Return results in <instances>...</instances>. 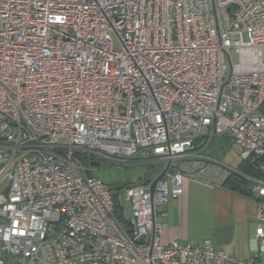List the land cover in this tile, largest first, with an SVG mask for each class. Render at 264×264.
Masks as SVG:
<instances>
[{
    "label": "built area",
    "instance_id": "1",
    "mask_svg": "<svg viewBox=\"0 0 264 264\" xmlns=\"http://www.w3.org/2000/svg\"><path fill=\"white\" fill-rule=\"evenodd\" d=\"M224 136L257 176L204 154ZM101 160L169 166L120 222ZM231 176L253 258L165 239L187 181ZM0 264H264V0H0Z\"/></svg>",
    "mask_w": 264,
    "mask_h": 264
},
{
    "label": "crops",
    "instance_id": "2",
    "mask_svg": "<svg viewBox=\"0 0 264 264\" xmlns=\"http://www.w3.org/2000/svg\"><path fill=\"white\" fill-rule=\"evenodd\" d=\"M207 149L206 156L219 160L214 151L207 152ZM221 152L224 158L227 151ZM166 211L164 237L167 241L201 245L209 240L216 250L242 260L257 254L259 244L255 238V200L252 196L237 194L222 184L187 181L183 195L169 199Z\"/></svg>",
    "mask_w": 264,
    "mask_h": 264
},
{
    "label": "rangeland",
    "instance_id": "3",
    "mask_svg": "<svg viewBox=\"0 0 264 264\" xmlns=\"http://www.w3.org/2000/svg\"><path fill=\"white\" fill-rule=\"evenodd\" d=\"M114 48L118 49L119 45L115 43ZM231 55L232 61L235 62L237 60L236 55L234 53ZM224 149L227 151V154L222 158L221 151ZM211 151H214L215 157L232 168H237L241 162L239 149L232 147L229 139L225 136L213 138L207 149V152ZM98 163V167L91 168L89 167V163H86L85 167L89 169L91 176L109 185L113 195H116V193L120 194L121 203L124 207H127V204L122 190L127 185H135L138 177L154 180L162 167L161 163L140 164L134 163L133 161H129L123 165H117L107 160H101Z\"/></svg>",
    "mask_w": 264,
    "mask_h": 264
},
{
    "label": "trees",
    "instance_id": "4",
    "mask_svg": "<svg viewBox=\"0 0 264 264\" xmlns=\"http://www.w3.org/2000/svg\"><path fill=\"white\" fill-rule=\"evenodd\" d=\"M240 172L244 173V174H248L251 176H257L256 173V169L251 166L250 164L247 163H243L241 162V164L239 165V167L237 168ZM223 187L246 197H251V192H250V188L248 183H246L245 181H243L242 179H240L237 176H231L230 178H228L224 184L222 185ZM112 192V190H111ZM112 198L114 201V213L115 216L117 217V219L120 222H124L123 219V208L121 207V203L119 200V194L116 193V195L112 194Z\"/></svg>",
    "mask_w": 264,
    "mask_h": 264
},
{
    "label": "water",
    "instance_id": "5",
    "mask_svg": "<svg viewBox=\"0 0 264 264\" xmlns=\"http://www.w3.org/2000/svg\"><path fill=\"white\" fill-rule=\"evenodd\" d=\"M168 166H169V163L167 164L165 170L162 171V172H161V173H160V174H159V175H158V176L152 181V183H151V185H150V192L153 191V189H154L156 183H157V182L161 179V177L164 175V173H165V171L167 170ZM137 184H138V185H141V184H142V181H141L140 178L137 179Z\"/></svg>",
    "mask_w": 264,
    "mask_h": 264
}]
</instances>
